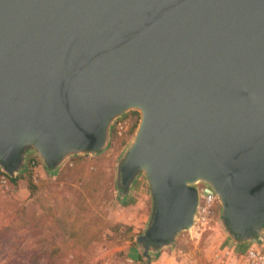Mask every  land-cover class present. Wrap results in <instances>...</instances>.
Wrapping results in <instances>:
<instances>
[{"label":"water","instance_id":"95a60500","mask_svg":"<svg viewBox=\"0 0 264 264\" xmlns=\"http://www.w3.org/2000/svg\"><path fill=\"white\" fill-rule=\"evenodd\" d=\"M139 114L116 163L143 177L146 264L194 228L201 187L241 249L264 239V0H0V172L96 156Z\"/></svg>","mask_w":264,"mask_h":264},{"label":"rangeland","instance_id":"374dc122","mask_svg":"<svg viewBox=\"0 0 264 264\" xmlns=\"http://www.w3.org/2000/svg\"><path fill=\"white\" fill-rule=\"evenodd\" d=\"M121 120H127V129L121 130L120 133L116 123ZM117 121L111 131L109 146L103 153L96 156L71 157L56 173L50 174L41 160L30 153L27 159V171L17 176L21 178L14 184L9 181L6 186L0 185V230L7 224L9 211L16 204H23L37 210L47 208L48 200L43 194L44 191L32 195L27 187L28 180L33 184L53 180L65 167H68L69 171L63 176L64 180L69 182L74 190L88 184L85 194L89 196L86 203L90 207L89 210L100 211L108 222L101 239L92 244L91 256L79 264H146L135 242V237L144 230L142 223L136 225L139 206L145 202L147 208L149 210L151 208L148 186L141 177L131 190L129 199L124 202L120 199L115 185L116 163L134 135L139 114L130 111ZM33 161L36 163L34 168L31 165ZM219 215L220 207L216 203L212 206L211 215L205 225L198 227L196 221L192 230L178 236L176 247L189 255L188 261L191 260L192 264H239V255L243 253L245 247L237 249L230 244L219 224ZM56 231L57 229H54V232L42 231L40 238L31 235L27 228L17 231L21 241V255L16 258L6 244L3 254L0 255V264H34L31 250L36 248L40 252L47 245L56 247L61 245L64 251L65 246L61 244L60 238H55L53 241L52 234ZM115 231H117L116 234ZM130 235L135 236L133 241L128 239ZM43 236L48 238L45 239ZM225 250H230L231 255L226 256ZM217 255L223 256V259L217 258ZM70 259L68 255L55 262L56 264H73L69 262Z\"/></svg>","mask_w":264,"mask_h":264},{"label":"trees","instance_id":"16d2710c","mask_svg":"<svg viewBox=\"0 0 264 264\" xmlns=\"http://www.w3.org/2000/svg\"><path fill=\"white\" fill-rule=\"evenodd\" d=\"M68 171L69 168L65 167L55 179L39 184H33L28 180L27 187L30 193L34 195L44 191L48 206L46 209L37 210L23 204H16L9 211L8 222L0 230V255L3 254L7 244L12 250L11 254L18 258L21 255V241L17 231L27 228L31 235L39 238L42 236V231L54 232V229H57L55 234H52L53 241L55 238H60L61 244L65 246L64 251L61 245L59 247L47 245L40 252L33 248L31 251L34 264L40 262L56 264V260H61L68 255L71 257L69 262L79 264L91 256L92 244L101 239L108 222L100 211L89 210L90 207L86 204L89 196L85 194L88 184L74 190L71 184L64 180L63 176ZM20 178L9 177V181L14 184ZM43 237L48 238V236ZM134 237L130 235L128 239L133 241Z\"/></svg>","mask_w":264,"mask_h":264},{"label":"built area","instance_id":"2783aa9c","mask_svg":"<svg viewBox=\"0 0 264 264\" xmlns=\"http://www.w3.org/2000/svg\"><path fill=\"white\" fill-rule=\"evenodd\" d=\"M127 120L117 121L116 127L118 130L127 129ZM34 168L36 163L33 161L31 163ZM9 182V177L3 173L0 174V185L6 186ZM218 203L216 197L208 188L201 187L200 189V204L197 213V225L199 227L207 223V220L212 212V206ZM199 223V224H198ZM243 253L239 255V264H264V239L257 244H251L245 247L242 251ZM226 256H230V250H225ZM219 259H223V256H216Z\"/></svg>","mask_w":264,"mask_h":264},{"label":"crops","instance_id":"0c3cea01","mask_svg":"<svg viewBox=\"0 0 264 264\" xmlns=\"http://www.w3.org/2000/svg\"><path fill=\"white\" fill-rule=\"evenodd\" d=\"M136 189V188H135ZM138 219L136 225L145 226L149 219L150 210L147 208L146 203H141L139 206ZM189 255L183 253L175 246L173 249L162 250L151 257L150 264H192L189 260Z\"/></svg>","mask_w":264,"mask_h":264}]
</instances>
